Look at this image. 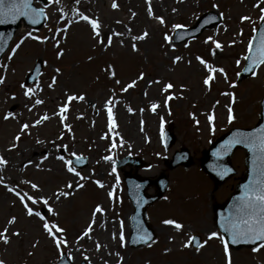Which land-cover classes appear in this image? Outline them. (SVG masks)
Masks as SVG:
<instances>
[{"label": "rangeland", "instance_id": "rangeland-1", "mask_svg": "<svg viewBox=\"0 0 264 264\" xmlns=\"http://www.w3.org/2000/svg\"><path fill=\"white\" fill-rule=\"evenodd\" d=\"M74 2L52 0L45 8L46 20L42 30L34 32L21 27L12 39V46L0 60V76L5 77L4 83L0 84V157L8 164L11 155L25 150L29 158L41 160L40 165L23 166L22 161L15 168H9L7 164L0 166V177H3L0 181V231L7 226L9 238L7 244L0 241V260L4 264H56L64 251L72 264L81 261L88 264H225L221 241L207 239L212 232L220 236L212 219L211 205L222 200L239 181L244 172V151L237 149L233 153L231 163L237 169L236 175L216 190L200 168L198 159L210 142L228 129L248 128L258 121L259 102L264 91V65L258 67L255 76L240 81H237L236 74L243 65L253 29L260 21L264 0H184L175 14L168 12L166 15L163 10L152 17L144 14L146 25L143 32L148 33L145 39L133 41L130 33L123 40L112 36L111 45L107 47L97 44L90 25L81 24L73 17L71 7L76 6L87 15L95 16L99 22H105L109 18L128 15L127 10L121 9L122 0H115V9L113 0ZM214 4L218 7L214 8ZM60 8L65 11L64 19H60ZM208 11L219 16V24L205 29L196 38L173 42L174 25L191 26ZM154 17H162L165 23L161 25ZM241 17L251 19L242 22ZM149 24L154 26L153 30L149 29ZM114 27V24H107L105 31L100 29L105 44L107 37L118 30ZM64 29L66 31L58 33ZM54 35L59 39V49L51 38ZM165 35L170 38L169 42L165 41ZM32 37L49 39L42 42ZM213 40L221 44V49L215 48ZM133 43L136 51L132 50ZM13 48H16L15 53ZM58 50L62 53L59 57ZM177 56L181 59L174 64L173 58ZM197 57L223 69V73H213L214 79L208 86L203 84L208 72ZM37 59L42 61L40 75L32 84L23 85L25 75ZM109 66L114 76L107 71ZM141 73L143 79H137ZM53 77L55 83L49 87ZM134 80V87L121 91ZM168 83L173 87L168 92L162 91ZM233 83L235 87H231ZM29 87L34 92L26 97L24 91ZM225 93L234 94L235 103ZM67 95H83L84 100L69 103L66 120L61 123L59 108ZM168 95L175 98L165 107L164 100ZM37 99L43 103L35 104ZM109 100L111 104H106ZM152 103L159 105L154 112L150 107ZM229 106L235 117L231 123L227 118ZM106 107L112 108L116 124L112 131L108 127ZM9 112L13 116L5 120L4 116ZM117 112L131 119L128 124L134 125L133 130L139 133V137L131 139V130L122 124V117L119 118ZM211 113L215 115L212 124L207 119ZM45 115L48 119L36 125L35 122ZM161 120L163 128L171 124L170 130L176 137L168 149L164 148L161 139ZM25 123L30 127L21 133V125ZM18 134L20 140L15 141ZM14 143L16 147H12ZM181 148L189 151L192 165L169 169L173 152ZM72 153L88 159L82 168L72 164L86 178L84 180L68 172L64 163L57 159L62 155L70 160L74 157ZM124 155L143 159L145 164L131 169L134 175L155 178L163 172L169 180L162 198L147 208L155 232L154 241L137 248L128 244V220L132 207L125 193L123 175L130 167L117 168L114 165V160ZM105 156L111 159L105 160ZM96 181L103 187H99ZM32 183L38 185L39 191L31 188ZM69 184L71 188L67 187ZM78 184L84 186L78 188ZM5 185L21 194L48 200L47 206L42 202L35 205L26 202L34 211H40L50 226L64 230L55 233L53 229L60 240L66 241V245L61 244V251L43 229L45 221L34 215L28 216L20 199ZM110 191L114 193L111 198L108 196ZM60 192L70 195L56 199ZM154 192V187L147 189L149 194ZM97 205L103 212L94 217ZM48 207L53 212H48ZM12 217L16 218L15 223L8 225ZM165 219L175 220L183 228L176 230L165 225L162 223ZM96 220L108 223L116 234V239L112 236V241L109 240V253L102 249L99 238L90 242V233L98 227ZM121 223L125 238L123 247L119 239ZM89 224H92V231L85 236ZM17 231L19 236L12 235ZM193 234L201 237V243L207 240L199 251L191 243L184 247ZM252 248H229L231 264H264V248L256 253Z\"/></svg>", "mask_w": 264, "mask_h": 264}, {"label": "snow or ice", "instance_id": "snow-or-ice-1", "mask_svg": "<svg viewBox=\"0 0 264 264\" xmlns=\"http://www.w3.org/2000/svg\"><path fill=\"white\" fill-rule=\"evenodd\" d=\"M52 0H49V3H51ZM58 2V0H57ZM75 2L78 4L79 0H75ZM112 7L115 9L117 7V4L115 3V0H113ZM213 7H218L217 5H213ZM254 7H259V5H254ZM175 11V9H173ZM260 17L259 19L261 21H264V7L260 8ZM79 18L83 21H86L90 27L91 31L93 33L94 38H96L97 44L107 47L111 45L112 42V36L114 35H121L120 33H112L107 37V44H105L104 39L101 38V33H100V23L97 19H91L87 15H83L77 11L76 13ZM135 13H133V16ZM148 15L151 17L152 14V9L149 6L148 8ZM20 16H24L30 19L31 23H37L38 20L36 17H42L45 16V12L43 8H34L32 7V0H0V24H4L11 20V22H15L16 19H18ZM161 25L165 23L164 19L162 17H154ZM60 19H64V15L61 12ZM250 17H241V21L243 22L244 20H250ZM119 23V21H117ZM174 28H180L182 27L181 25H174ZM60 31H66L64 30H58V33ZM130 31V29H129ZM253 31L255 32L256 29L254 28ZM3 35L0 33V51L3 50ZM148 33L143 32L140 35L133 36L132 40L137 41V40H143L147 37ZM33 39L41 40L42 42L44 40L49 39V37H32ZM54 41V46L59 49V39L54 35L51 37ZM182 39L183 37H178ZM164 39L166 42H169L170 38L165 35ZM209 40H212L211 37L208 38ZM213 44L215 45L216 49H221V44L217 41H212ZM17 48L19 45L16 46ZM132 50L136 51V44H132ZM13 53H15L16 48L12 49ZM246 51L249 53V55L245 56V60H250L252 63L253 67H259L261 65H264V28L260 29V38H259V44L255 46V50H253V40L250 39L248 43V47ZM214 54V53H213ZM62 55V53L58 50L57 51V56L59 57ZM91 59V58H90ZM181 57L177 56L173 58V63L175 64L177 61H179ZM201 65L204 66V68L207 70L208 75L206 78L203 80V84L205 86L209 85V82L214 79L213 73L219 71L223 73V69H217L213 67L211 64L207 63L205 60H203L200 57L196 58ZM239 63V62H238ZM57 72H59V69H56ZM107 71H109L110 75L114 76L115 73L114 71L111 70V66L108 67ZM257 73L255 71H252V75L255 76ZM137 79H143V73H141ZM5 80L4 76H0V84H3ZM55 83V77H53L52 84L49 85V87H52V85ZM116 83H119V81H116ZM156 83H159V81H156ZM136 84V81H132L131 83L125 85L124 88L121 89V91H127L129 88L134 87ZM23 87V85L21 86ZM173 87L171 83L165 84L163 86L162 91L168 92ZM231 87H235V84L233 83ZM34 92V89L29 87L24 91V95L26 97H29L30 94ZM225 95H230L232 98V103H235V96L234 94L231 93H225ZM14 98V97H13ZM175 97L172 95H168L165 97L164 100V105L165 107L168 106V101L171 99H174ZM77 100H84L83 95H67L66 101L60 106L59 108V118L61 123H64L66 120V114L68 111V105L72 101H77ZM43 101L37 99L35 100V104H41ZM106 104H111V101L109 100L106 102ZM151 110L154 112L159 105L156 103L151 104ZM31 110V109H29ZM106 111L108 113V127L109 130L112 131L115 127V120L114 116L112 113V108L111 107H106ZM131 111V109H130ZM13 114L11 112L7 113L4 116V119L7 120L10 117H12ZM194 118V117H193ZM227 118L229 123H231L235 117L233 114L232 108L229 106L227 109ZM48 117L45 115L41 119L37 120L35 122L36 125L42 123L44 120H47ZM208 122L212 124L215 119L214 113L208 114L207 116ZM163 120H161V138L163 139ZM30 125L25 123L21 125L20 132H26L29 129ZM65 127H69L68 125H65ZM214 130V128H213ZM15 141L20 140V135L18 134L15 138ZM39 143V141H37ZM236 144H243L245 147H247L251 152L256 155L257 160L260 161V167L257 169V175L258 178L256 179H251L248 184L244 185V194L239 198V206L236 209V216L235 218H230L229 223H224L221 224V227L224 232L228 233L229 236L231 237L232 243H237L241 240L243 241H250V242H256L260 241L261 243L257 247L252 248V252L256 253L258 252L261 248H264V125H261L259 129L254 130L253 132L250 133H241V132H235L232 135V138L228 140L224 145H222V149L224 150H229L232 146ZM12 147H16V144L14 143ZM66 148V146H65ZM218 153H214V155H217ZM73 156H76L75 153H72ZM57 159L62 161L67 168V171L70 173H74L77 177H79L81 180L86 179L85 177L81 176V174L75 170V168L72 166V161L71 160H66L64 156H58ZM82 157L76 156V162L79 163ZM105 160L111 159L109 156L104 157ZM7 161L3 158L0 157V166L6 165ZM115 167H113L112 171L115 172ZM3 180V177H0V181ZM99 187H103V184H101L99 181H96ZM117 183H119V179L117 178ZM84 185L83 184H78V188H82ZM7 190L9 192H14V194L20 199L23 207L26 209V213L28 216H36L38 217L41 221H45V217L41 214L40 211H34L32 207L29 206V204L26 201H30L31 204L35 205L39 202H42L45 206L48 205V200L44 197H37L34 198L31 195H28L27 193L21 194L19 191H16L14 188L9 187L8 185H5ZM67 187L71 188L72 185L69 184ZM31 188L33 190L39 191L38 185L35 183L31 184ZM70 195L68 192H60L57 194L56 198L59 199L60 196L67 197ZM114 193L112 191L108 192V196L111 198L113 197ZM48 212H53V209L51 207H48ZM103 209L100 205H97L94 209L93 216L95 217L96 214L102 213ZM15 217H12L11 219L8 220V225H12L15 223ZM92 223H95V220H93ZM163 224L165 225H171L173 226L176 230H181L183 228V225L180 224L179 222L172 220V219H165L162 221ZM43 229L52 237L53 241L55 242L56 247L59 249L61 247V244L66 245V241L60 240L55 233H61L64 230L62 228H59L55 225L50 226L48 222L43 223ZM53 229H55V233L53 232ZM92 231V224H89L88 228L85 230L84 235L87 236L89 232ZM8 232V227L6 226L2 231H0V241H3V243L7 244L9 243V238L7 236ZM12 235L14 236H19L20 233L13 232ZM151 237L148 236L147 234L141 235L139 237L140 240H145L150 239ZM213 238L219 239L221 243L223 244V251H224V256H225V264H231V257L229 253V245L228 242L224 239L223 236H219L217 232H212L208 236V240H211ZM113 239H116V234H113ZM119 239L121 241V247L124 246V235H123V224L121 223V232L119 235ZM135 242V241H134ZM195 242V247L196 250L199 251L200 248L204 246V244L207 243V240L204 241L203 243H200L195 240V237H190L189 241L184 244V247H188L190 243ZM35 247V245H33ZM99 244L97 245V248H99ZM87 259V257H85ZM0 264H4L2 260H0Z\"/></svg>", "mask_w": 264, "mask_h": 264}, {"label": "water", "instance_id": "water-1", "mask_svg": "<svg viewBox=\"0 0 264 264\" xmlns=\"http://www.w3.org/2000/svg\"><path fill=\"white\" fill-rule=\"evenodd\" d=\"M34 1H38L41 5H46L47 0H32V7L34 8H40L37 7L34 4ZM45 16L42 17H36L38 20L37 23H31L30 19L24 16H20L18 19L15 20V22H11L9 20L8 22L4 24H0V33L3 35V50L0 51V58L2 54L7 49L14 33L17 31V29L22 25L30 26L34 29H38L42 26L44 22ZM219 19L214 17L211 13H208L200 18L199 22L195 27H192L190 29L184 30L186 32L183 35H176L175 40H182L187 37L196 36L204 27H209L215 23H218ZM264 28V21L260 25L259 30L256 32L255 37L253 38V50H255V46L259 44V38H260V29ZM181 32V30H180ZM178 37H183L182 39ZM249 55V53H248ZM41 63L38 61L35 65V68L27 75L25 83L32 82L36 79L37 75L40 72ZM256 67L252 66V63L250 60H246V64L244 67L243 72L240 74V78L247 76L248 74L252 73V71ZM261 113H260V121L252 129L247 130H231L225 137L219 139L215 143H212L210 145V149L207 151H203V158L201 159V167L202 169L216 182L221 183L225 178H227L231 173L232 169L229 165V157L232 154V152L237 147H243L246 150V158H245V164L247 169V175L245 180L238 184L235 190V193L229 198L228 202L223 207H217L215 209L216 212V223L222 230L225 238L227 239L228 243L231 246H240V245H254L257 242H250V241H239L237 243H232L231 237L228 233L224 232L221 224L229 223L230 218H235L236 216V209L239 206V198L244 194V185L248 184L251 179L258 178L257 175V169L260 167V161L257 160L256 155H254L253 152H251L247 147H245L243 144H236L232 146L229 150L222 149V145H224L228 140L232 138L233 133L235 132H241V133H250L254 130L259 129L261 125H264V97L261 102ZM174 141L173 135L170 133L169 137H167L166 140V146H170ZM214 153H218L217 155H214ZM128 158L123 159L121 163L127 161ZM85 162V160H82ZM189 164L190 158L188 155V152L185 150H182L180 152H176L173 156V161L170 163V167H174L177 164ZM137 165V164H136ZM128 188V194L130 196V199L132 201V204L134 206V213L132 215V234H131V245L136 246L140 244L147 243L151 239H153V232L150 229L145 215V207L149 204H151L153 201H155L157 198L161 196V194L164 192L167 186V181L164 175H160V177L155 180L151 181L149 179H129L125 178ZM154 183L158 189V192L154 196H147L145 195L144 191L147 186ZM147 234L150 236V239L140 240L139 237L141 235ZM195 240L199 242L198 237H195ZM135 241V242H134ZM195 245V242H193ZM58 264H68L67 260H62Z\"/></svg>", "mask_w": 264, "mask_h": 264}, {"label": "bare ground", "instance_id": "bare-ground-1", "mask_svg": "<svg viewBox=\"0 0 264 264\" xmlns=\"http://www.w3.org/2000/svg\"><path fill=\"white\" fill-rule=\"evenodd\" d=\"M95 1V0H94ZM101 2H103V0H99ZM184 3V0H122V10H127L128 15L126 17H116L114 19L109 18L107 19L105 22H99L100 23V29H107V24H111L116 27H118V30H115V33H120L121 35H114V38H117L118 40H123L125 39L127 34H132L133 36H137L143 33V31L145 30V23L143 21L144 14L148 15V8L149 6L152 9V16H156L159 12H161V10H163V12L167 15L168 12L175 14L177 13V11L181 8L182 4ZM75 4V2H74ZM80 9V8H79ZM76 6L71 7V15L73 17H76L77 20H79V22H81V24L84 25H89L86 21H83L79 18V16L76 14L77 11L83 15H87L86 12H84L83 10H79ZM146 10V12H144L143 10ZM173 9H175V11H173ZM60 13H64V9L60 8ZM133 13H135V15L133 16ZM89 18L91 19H96L95 16L93 15H87ZM151 16V17H152ZM150 17V16H149ZM117 21H119V23H117ZM147 22H149V20L147 19ZM149 29L153 30L154 26L149 24ZM114 27V28H116ZM130 29V31H129ZM140 30V33H139ZM114 33V32H113ZM188 65V64H187ZM192 71H195V68L191 69ZM190 70V72H191ZM188 71V73H190ZM116 115L121 118V122L123 125L127 126L130 130H131V139H136L137 137H139V133L135 132L134 129V125L133 124H128V121H130V118H127L126 116H123L122 113L117 112ZM138 119L139 118V114H138ZM22 161H24L23 166H27V165H40L41 164V160L40 159H32L29 158L28 156L25 155V150H19L16 155H11L8 158V167L9 168H15L18 165H20L19 163H21ZM57 199V198H56ZM96 224H98L97 229L95 228L93 230L92 233H90V242H93V238H99L101 245L103 246L102 249L106 250V253H109L110 249H111V243L110 241H112V236H113V231L110 230V225L108 223H104V222H98V220H96ZM100 224V225H99ZM95 234V235H94ZM110 240V241H109ZM177 243V241H176Z\"/></svg>", "mask_w": 264, "mask_h": 264}]
</instances>
